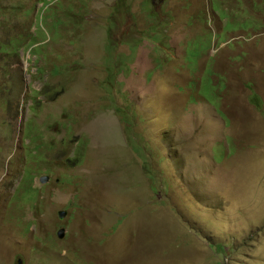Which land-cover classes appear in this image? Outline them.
<instances>
[{
	"label": "rangeland",
	"instance_id": "374dc122",
	"mask_svg": "<svg viewBox=\"0 0 264 264\" xmlns=\"http://www.w3.org/2000/svg\"><path fill=\"white\" fill-rule=\"evenodd\" d=\"M0 264H264V0H0Z\"/></svg>",
	"mask_w": 264,
	"mask_h": 264
},
{
	"label": "clouds",
	"instance_id": "9594fccd",
	"mask_svg": "<svg viewBox=\"0 0 264 264\" xmlns=\"http://www.w3.org/2000/svg\"><path fill=\"white\" fill-rule=\"evenodd\" d=\"M158 1H160V0H158ZM44 181V180H43Z\"/></svg>",
	"mask_w": 264,
	"mask_h": 264
}]
</instances>
